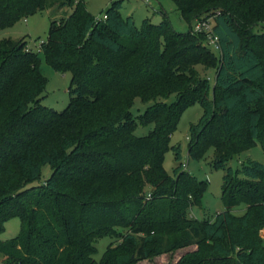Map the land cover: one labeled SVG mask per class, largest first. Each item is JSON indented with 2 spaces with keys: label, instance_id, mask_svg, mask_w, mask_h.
<instances>
[{
  "label": "trees",
  "instance_id": "trees-1",
  "mask_svg": "<svg viewBox=\"0 0 264 264\" xmlns=\"http://www.w3.org/2000/svg\"><path fill=\"white\" fill-rule=\"evenodd\" d=\"M174 1L187 32L165 11L158 23L145 17L138 25L122 14V0L102 18L84 0H0V29L72 8L51 20L39 50L25 37L0 40V233L12 217L21 221L17 235L0 239L1 264H137L191 245L176 264H264V163L229 165L257 141L264 149V0ZM207 18L219 50L194 30ZM40 52L71 73L62 110L42 103ZM136 97L152 102L139 116L153 125L144 135L135 133ZM196 101L203 112L190 124L188 154L201 159L213 149L211 165L226 170V208L203 219L189 212L208 181L186 170L181 146L170 145ZM170 146L173 174L163 163ZM45 165L51 173L43 178ZM241 204L244 212L234 213ZM105 236L120 240L96 258Z\"/></svg>",
  "mask_w": 264,
  "mask_h": 264
},
{
  "label": "rangeland",
  "instance_id": "rangeland-1",
  "mask_svg": "<svg viewBox=\"0 0 264 264\" xmlns=\"http://www.w3.org/2000/svg\"><path fill=\"white\" fill-rule=\"evenodd\" d=\"M88 10L99 18L104 16L107 7L113 0H84ZM72 10L71 7L59 9L57 7L49 8L36 12L27 18H23L10 27L0 29V40L5 37L19 39L25 37L29 46L35 50H39L40 43L47 40L49 27L52 19H58ZM165 11L173 27L180 32H187L190 29V23L182 17L181 12L177 8L174 0H122L121 12L124 16L132 15L136 23L139 25L143 18L149 17L153 22L158 23L163 18ZM259 29V28H258ZM217 52V51H216ZM218 53V52H217ZM40 69L47 77L48 81L42 91V103L62 110L66 107L70 99L69 86L71 83V73L61 72L50 66L45 56L40 52ZM215 78L214 71L210 72V81L213 85ZM212 96V88L210 90ZM175 99V94L171 95L168 100ZM152 102H143L139 97L135 98L132 106V112L138 120L135 130L137 135L147 134L153 127L152 124H143L139 121V116ZM203 108L200 102L196 101L188 105L182 112L177 123V127L171 135L170 145H180L182 150V163H187L184 167L186 170L197 175L200 179L208 181V187L203 194L202 202L194 205L190 209V215L193 217L211 218L217 211L226 208L222 199V183L223 176L226 172L224 168H215L211 165L214 150L210 149L206 156L201 159H192L188 154L189 147V127L191 123L197 122L202 115ZM250 157L264 163V149L260 141H257L252 148L243 151L229 161L234 169L241 166L243 162ZM164 167L173 174V168L178 164L175 160L174 150L170 146L165 152ZM51 173L49 165L43 168V178ZM246 204H241L233 208V212L241 214L244 212ZM5 229L0 233V239H9L17 235L20 231L21 221L18 216L12 217L5 223ZM264 234V232H263ZM120 239L105 236L96 242L98 248L96 258H100L106 249V246L112 242L117 243ZM264 243V236H263ZM195 245L178 248L163 254L150 256L138 261L137 264H176L181 255L187 250L195 248ZM0 262L3 263V256L0 255Z\"/></svg>",
  "mask_w": 264,
  "mask_h": 264
},
{
  "label": "built area",
  "instance_id": "built-area-1",
  "mask_svg": "<svg viewBox=\"0 0 264 264\" xmlns=\"http://www.w3.org/2000/svg\"><path fill=\"white\" fill-rule=\"evenodd\" d=\"M211 20H212L211 18L198 20L194 25V30L198 32L200 31L206 32L208 34V40L211 47L214 50H219L220 44L218 41V36L213 32ZM183 165L186 166L187 163H183Z\"/></svg>",
  "mask_w": 264,
  "mask_h": 264
},
{
  "label": "water",
  "instance_id": "water-1",
  "mask_svg": "<svg viewBox=\"0 0 264 264\" xmlns=\"http://www.w3.org/2000/svg\"><path fill=\"white\" fill-rule=\"evenodd\" d=\"M1 264V263H0Z\"/></svg>",
  "mask_w": 264,
  "mask_h": 264
}]
</instances>
